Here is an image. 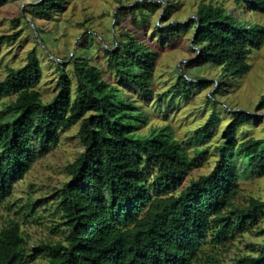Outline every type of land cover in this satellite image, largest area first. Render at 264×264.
I'll return each instance as SVG.
<instances>
[{"label":"trees","instance_id":"trees-1","mask_svg":"<svg viewBox=\"0 0 264 264\" xmlns=\"http://www.w3.org/2000/svg\"><path fill=\"white\" fill-rule=\"evenodd\" d=\"M63 1L41 0L31 9L38 18L48 19L63 8ZM233 1L237 8L264 7V0ZM6 2L0 0V7ZM153 5L130 7L134 22L146 28L145 7ZM187 26L196 28L193 43L200 48L198 60L221 67L222 75L229 78L249 71L248 57L264 41V26L244 22L212 3H202L188 23L169 25L160 32L162 37L178 35ZM19 35L16 31L0 36V56L2 45L15 42ZM121 36L124 39L114 48L104 49L107 66L120 83L150 97L158 52L129 32ZM73 64L74 97L71 78L62 71L58 95L43 102L37 89L43 72L36 51L28 54L23 67H7V76L0 81V101L16 96L0 110V206L35 158L58 145L62 130L81 121L78 135L84 151L68 165L72 179L60 198L66 235L54 244L41 245L46 264H205L206 245L224 244L264 218V200L251 197L244 205L235 202L240 165L250 167L247 177L264 174V139L235 138L240 127L250 122V114L234 112L225 132L227 142L217 146L219 157L212 171L182 188L194 160L186 147L166 128L136 133L145 117L133 100L108 83L97 66L79 57ZM209 83L201 81L199 86ZM194 85L180 75L175 92L186 93ZM258 107L264 108V95ZM216 122L213 113L195 137L206 139ZM151 169L155 174L150 175ZM27 246L20 224L11 221L0 230V264H26ZM239 264H264V244Z\"/></svg>","mask_w":264,"mask_h":264},{"label":"rangeland","instance_id":"rangeland-1","mask_svg":"<svg viewBox=\"0 0 264 264\" xmlns=\"http://www.w3.org/2000/svg\"><path fill=\"white\" fill-rule=\"evenodd\" d=\"M39 1L7 0L0 7V36L20 32L15 42L2 45L0 81L7 76V67H23L28 54L36 51L43 72L37 89L43 102H50L59 93L62 71L71 78L75 96V57L97 66L104 79L119 86L133 100L137 111L143 112L145 121L138 123L136 133L145 135L155 128H166L169 135L186 147L194 160L182 188L191 179L212 171L219 157L217 146L227 142L225 132L235 111L251 116L250 122L237 131V141L248 137L264 139V108L258 107L264 95V41L249 55V71L241 77L229 78L222 75L221 67L198 60L200 48L193 43L195 27L187 26L178 35L165 37L160 32L169 25L188 23L196 17L202 3L221 5L244 22L264 26V7L237 8L233 0H64L62 9L43 19L31 9ZM146 2L154 5L145 7L149 14L145 28L134 22L129 8ZM136 18L139 20L140 15ZM125 32L158 52L150 97L120 83L107 66L104 49L114 48L119 39H124L121 35ZM180 75L195 84L186 93L175 92ZM201 81L210 83L201 87ZM15 97L13 94L3 97L0 110ZM213 113L217 118L215 126H211L206 139L199 140L195 137L197 130L207 126ZM80 125L78 121L60 132L58 145L35 158L24 177L15 182L12 195L0 206V230L11 221L18 222L28 240L26 264H46L47 256L41 245L65 238L60 198L65 184L72 179L68 165L84 151L78 135ZM205 149V153L199 154ZM249 168L242 164L238 169L241 178L237 204H247L251 197L264 200V174L247 177ZM153 174L155 169L150 170V175ZM263 228L264 218L224 244L206 245L204 263L239 264L243 256L257 254L264 244Z\"/></svg>","mask_w":264,"mask_h":264}]
</instances>
